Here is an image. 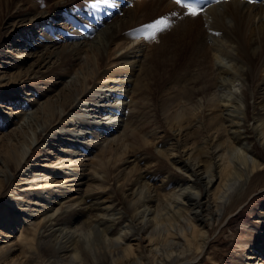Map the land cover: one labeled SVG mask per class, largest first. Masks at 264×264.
<instances>
[{"label":"bare ground","instance_id":"bare-ground-1","mask_svg":"<svg viewBox=\"0 0 264 264\" xmlns=\"http://www.w3.org/2000/svg\"><path fill=\"white\" fill-rule=\"evenodd\" d=\"M48 1L49 7L39 10L33 0H1L0 90L16 84L33 91L31 99L8 97L12 104L15 99H21L18 107L14 104L16 111L9 118L12 124L15 119L24 120L28 115L24 111L32 107L31 112L41 119L36 133L29 138L25 131L17 132V127L0 132V164L9 171L10 183L23 163H27V142L31 145L49 142L50 133L62 116L79 114L82 108L95 106H82V101L101 103L121 89H124L122 92L142 90L138 85L142 78L141 63H146V76L152 75L147 78L146 94L156 99L159 112L165 113L170 106L183 101L198 106V101L205 99L209 114L195 115L189 108L178 111L166 120L172 134L162 137L158 134L156 138L153 133L143 134L142 127L134 126L130 132L136 136L130 148L127 145L126 150L123 143L111 146V159L107 160L102 152L98 155L100 160L91 163L89 176H75L76 181L89 184L85 190L80 185L62 186L56 171L35 191H30L32 187L23 189L27 204H23L22 211H15L19 214V226L15 222L7 227L8 231L16 228L11 232L16 233L17 251L23 256V260L18 258L14 264H183L190 261L207 247L208 232L203 224L219 221L229 208L240 204L244 194L238 200L234 196L245 189L252 175L264 170V157L256 156L254 148L255 139L264 145V77L257 75L258 70L264 72V1L259 4L258 1H222L204 8L196 18L184 15V10L177 5L165 12L162 10L165 0H106L100 13L85 12L86 6H79L83 0ZM80 9L83 19L78 17ZM174 12L178 15L173 16ZM160 17L166 18L172 29L168 37L178 42L174 45L176 59L171 64L173 74H169L171 78L176 76L174 89L158 97L166 90L170 78L165 85L153 83L155 74H167L171 70L169 64H161L167 53L156 58L162 59L159 62L149 54L146 46L151 32L146 34V41L141 40L146 46L139 43L133 52L120 55L115 66L111 65L110 69L103 66L115 42L119 48L128 49L126 45L130 47L143 37L139 32L132 33V27L147 26ZM44 20L48 23L37 41L25 44L23 39L11 40L13 34ZM27 21L29 24H24ZM223 42L235 46L236 59L230 70L222 69L215 78L205 79L208 70L195 77H182L183 71L194 67L209 68L211 54L220 51ZM13 47L25 50L16 53ZM85 53H92L96 60L91 67L97 68L87 70L85 75L104 76L108 83L94 87L85 79L82 92L73 97L62 87L64 78H60L64 75L53 80L50 73L67 54L70 56L67 67L87 62ZM65 68L62 65L55 73ZM236 80L248 87L249 92L240 96L243 105L230 98L222 107L219 103L212 105L216 103L208 98L211 93L219 87L230 90ZM38 81L44 85L33 88L31 83ZM250 98L254 100L253 105L249 103ZM24 100L28 101L23 104ZM91 109L96 114V109ZM41 114L44 116L40 117ZM16 136L25 140L15 144ZM143 149L147 153L139 154L138 150ZM4 215L0 211V224L10 219ZM258 216L264 220V207ZM140 235L149 241L151 261L146 262L147 258L135 244L139 243ZM39 240L45 245L47 262L39 251ZM260 242L258 239L250 245L251 258H257L264 248Z\"/></svg>","mask_w":264,"mask_h":264},{"label":"rangeland","instance_id":"rangeland-1","mask_svg":"<svg viewBox=\"0 0 264 264\" xmlns=\"http://www.w3.org/2000/svg\"><path fill=\"white\" fill-rule=\"evenodd\" d=\"M33 1L34 5H37L36 8H39V10H44L50 5L48 0ZM95 1L96 0H83L79 6L82 7L84 4L86 6L85 12H92L95 10L99 13L102 12V5L106 0ZM101 1L102 4H100ZM1 5L2 2L0 0V7ZM163 6L164 7L162 8L164 9L162 10L164 11H167V8L170 7L167 1H164ZM78 17L83 19L81 9ZM46 23H48V20H44V22L39 25L35 24V27L34 25L28 26L24 30L19 31V33L13 34L14 36L11 38V40L13 39V41H20L23 39L25 44L35 40L37 41L40 38L39 35L42 34V28L47 25ZM257 23L258 20H256L255 25ZM24 24H29V22L27 21ZM145 26L142 27L141 25L130 30L132 33H141L143 37L135 40L134 44L133 42L131 44L129 43L130 47L129 45H126L128 46V49L127 47L123 49V46L119 48V45L115 44L116 42L111 46L110 51L113 53L110 52V54H108L110 58L106 59L103 66L104 69H110L111 65L115 66L114 64L117 63L120 57L136 50L135 48L137 47V44H145L141 40L145 39L144 41H146V34L150 32L152 33V30ZM45 29L47 30V28ZM164 30L165 29L161 30L162 32H156L155 35L151 36L152 38L148 39L147 46L145 44V46L148 48L149 54H151V57H155V59L163 53L168 54L165 56V60H163L161 64H169L170 67L168 68L171 70V72L169 73L168 71L167 74L156 73L155 78L153 79V83L162 82L163 85H165L167 80L169 81L170 78V82H168L169 84L167 85L166 90L160 95L158 94V97L171 93L170 88L173 87L172 89H174V81L176 77L174 75V78H171L170 75L173 74L171 64H174V60L176 59L177 55L175 49L177 40L176 38L168 37L173 33L170 27L169 29H166L165 31ZM11 49L13 52L17 53V51H21L23 48L21 49L20 47H13ZM24 50L25 49L22 51ZM235 55V46L223 42L221 50L218 52L215 51L211 54L209 59L211 62L207 65L209 68L204 69L203 67H194L193 69H190L186 72L183 71L182 77H195L200 75L201 72L208 70L206 72V76H204L205 79H208L209 77L215 78L217 74L223 72L222 69H231V65L236 59ZM83 56L86 58L87 62L80 64L77 63L72 67H67L70 56L68 54L65 55L62 61L57 63L50 73L53 80L56 79L57 76H65L60 78H64V85H61L62 87L65 86V88L69 90L73 97L82 92L85 79H87L86 81L90 82L91 85H94V87L96 85L108 83V79H105L104 76H98L96 78L95 76L90 77L85 75L87 70H95L97 68L91 67L92 63L96 60L92 53H85ZM156 60L159 62V60L162 59ZM262 62H264V58ZM62 65H66V68L56 74L55 70ZM140 67V74L142 75V78L140 79V84L138 83V85L139 88H142V90H136L133 92L132 90L125 89V92H122L124 89H121L116 92V94L111 96V98H108L105 102L101 103L82 101V106L95 105L91 108L96 109V114L91 108H82V112L79 111V114H65L62 116L60 123H58L53 128L52 134L50 133L51 139L49 142H44L41 145L38 142H34L32 145L30 142H27V163H23L21 166L22 169H20L14 181H11V183L7 178L9 171L3 164H0V211H3L6 216L8 215V218H10L9 220H11V223H9L8 220V223L5 222L0 224V264H14V261H17L18 258V260H23V256L20 255L19 251H17V242L14 237L16 233L11 232L14 231V227L11 231H8L7 229L9 224L12 225L13 223H17L20 220L18 219L19 214L15 213V211H22L25 208L24 205L27 204L23 189L32 187V190L30 191H35L34 189H36L39 184L45 181L51 172L56 171L60 174L62 186L80 185V188L85 190L89 184L84 185L82 183L84 181H76L75 176H80L82 178L89 176L92 172L91 163H97L100 160L98 155L102 152L106 155L107 160L111 159V146L115 147L118 143H123L126 150L128 147L130 148L133 141L132 138L136 136L135 134L132 135L130 132L134 126L136 127L138 125L142 127V129H144L142 131L143 134L153 133V138H156L158 134L161 137L172 134L173 130L170 131L171 127L167 124L166 120L167 117L174 115L178 111L189 108L194 111L195 115L202 113L201 116L204 117L205 115L209 114L208 108H205L208 105V103L205 102V99H200V101H198V106L195 104H188L183 101L180 102V104H173L165 113L159 112L158 104L156 106V99L154 98V100L149 93L146 94L147 78H150L152 75L146 76V63H141ZM258 71L259 72L257 75L260 78L264 77V72L260 70ZM166 77H168V79ZM205 79L203 78V80ZM41 82L42 81L31 83V85L33 88L34 86L35 88L40 87L44 85ZM43 82H45V79ZM15 85H12L10 89L0 90V132H5L17 127V132L25 131L26 138H29V135L32 136L36 133V130L41 125V119H38V116L31 112L32 110L30 108L32 107H29L24 111L25 116L28 114L26 117L23 116L25 117L24 120L22 119V121L20 118L19 120L15 119L12 124L10 118L13 116V112L16 111V108L21 103V99H15L16 101L14 100L17 105L16 107L14 105L15 103L12 104L10 103V100H7L8 97L11 99H13L15 96H19L24 99L33 98L30 96V94L33 93L32 90L30 91L27 90V87L23 88L21 86ZM28 85L30 86V84ZM233 85L230 90L219 87L215 92H212L210 95L211 97H208L210 100L214 99L213 101L211 100V102H215L216 104L212 103V105H217V103H219V105L222 107L225 105V103H227L226 100L229 98L232 101H237L243 105V99L241 100L240 96H243L244 93L249 92L248 87L241 81L237 80ZM13 87H17V90H13ZM18 88L23 89L19 90ZM148 92H150V90ZM26 101L28 100H24L23 104H25ZM253 102L254 100L250 98V105H253ZM98 105L100 107H98ZM33 110H35V108ZM42 116H44V114L40 115V117ZM3 124L5 125L3 126ZM127 134L128 136L125 137ZM19 140L21 143L25 139L23 137L16 136L13 142L17 144ZM51 140H53V142ZM127 145L129 146L127 147ZM254 148L256 156L263 158L264 145L262 141L255 139ZM131 152L134 153L135 149H133ZM138 153L146 154L147 150H138ZM167 165L169 164L167 163ZM144 171L146 172V170ZM202 190V197H204L205 189L202 188ZM243 194L245 198L241 201V203L229 208L225 213H223V215H221L219 221H206L205 224H203L206 226L205 229L208 232L207 247L204 248L205 250L203 249V251H200L197 257L193 259L190 258V261L185 263L183 262V264H264V248L258 253L257 258H251L252 249L249 248L253 241L258 239L261 240L260 243L262 246H264V220L260 219L258 216V213L263 212L264 207L263 169L252 175L249 184L246 185L242 192L236 194L233 199L238 200ZM17 202L22 203V205H18ZM15 225L19 226V223ZM116 231L117 225L114 232ZM139 237H141L139 243L135 242V244H138L140 252L147 258L146 262L149 260L151 261L152 254L149 252V241L145 235L138 236V239ZM38 247L42 259L47 262L48 256L46 254V248L43 242L40 240L38 241ZM7 250L8 252H5ZM2 251H4V253H2Z\"/></svg>","mask_w":264,"mask_h":264},{"label":"snow or ice","instance_id":"snow-or-ice-1","mask_svg":"<svg viewBox=\"0 0 264 264\" xmlns=\"http://www.w3.org/2000/svg\"><path fill=\"white\" fill-rule=\"evenodd\" d=\"M174 3L181 9H184V15L196 18L198 17L203 8L198 4V0H174ZM173 16L178 15V13H172ZM169 23L166 18H158L154 22L149 23L146 27L152 29V35H155L156 32H159L163 29H167L169 27Z\"/></svg>","mask_w":264,"mask_h":264}]
</instances>
